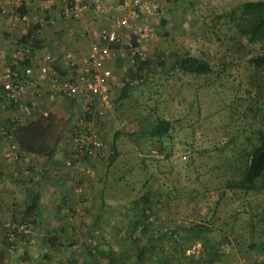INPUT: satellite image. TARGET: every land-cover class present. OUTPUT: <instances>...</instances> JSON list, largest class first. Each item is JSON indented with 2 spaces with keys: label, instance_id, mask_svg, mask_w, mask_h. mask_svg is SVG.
Wrapping results in <instances>:
<instances>
[{
  "label": "rangeland",
  "instance_id": "obj_1",
  "mask_svg": "<svg viewBox=\"0 0 264 264\" xmlns=\"http://www.w3.org/2000/svg\"><path fill=\"white\" fill-rule=\"evenodd\" d=\"M244 1L247 0H180L177 3L157 0L161 8L154 24L157 38L148 42L147 48L142 47L146 57H152L156 62L166 59L169 52H189L205 57L211 64H216V68L224 61L226 67L218 74L211 73L206 76L176 73L167 77V81L163 80L162 84L154 79L138 86L128 99L115 103L108 112L109 126L102 128L107 133L106 138L108 137L104 142L103 154L87 160L81 168L69 169V174L74 176L73 181L59 186L60 189L65 188V202L61 203L62 199H58L56 207L49 198L47 212L43 213L47 224L41 228L42 233L46 234V231L55 229L51 225L52 221L57 226L63 225L66 246L49 252L41 240L45 234L38 235L26 244L30 256L46 253L50 257L49 264H69V254L73 251L76 263L72 264H110L97 250L108 246L120 251L116 264H134L136 243L130 242L126 232L130 230V219L138 209L133 199L139 196L148 176L140 161L149 163L147 159L153 155L152 149L160 153L155 149L156 143L141 134L152 126L154 111L174 122L171 140L164 146L166 151L172 152L169 158L172 163L163 164L160 168L168 178L177 180L180 197L170 201L171 209L159 207L157 214L150 219L151 226L159 236H162L164 229H173L176 224L192 227L191 232L194 235L199 232V229L193 227V223L208 214L214 192L208 193V199L194 193L193 189L198 187L194 168L205 170L215 164L218 159L215 147L227 148L226 156H229L231 149L239 150L245 136L251 134L252 128L264 126L259 115L248 111L252 102L247 91L250 89L251 71L247 59L251 54L246 53L250 48L255 53L260 46L248 44L237 32L231 17V11ZM54 16L55 24L47 27L43 35L46 41L55 39V32L59 29L73 28L74 32L87 34L89 28L97 26L94 25L91 15L77 24L68 22L57 14ZM69 41L75 42L70 37ZM83 44L84 42L80 46ZM127 61L124 60L123 67L127 66ZM117 70L121 71L123 68L118 67ZM115 73L117 81L112 86L114 95L119 90L123 71ZM142 73L144 72L136 69L137 77H142ZM57 102L54 106L55 113L58 117L66 118L71 110L62 101ZM117 129L127 135L117 140L120 156L108 168L111 137ZM190 147L193 148V153ZM192 158L195 159V164L192 168H187L185 163ZM148 165V169H151L152 164ZM39 167L40 165L26 171L24 169L22 174L26 176L32 174V171L38 172ZM183 171L189 177L183 176ZM199 176L200 180L206 178V174ZM151 181L152 189H157L163 182L162 179L159 182ZM23 182L30 183L24 179ZM165 191L163 188V192ZM149 206L154 209V202ZM22 211L18 214L22 215ZM22 223L25 226L15 237H23L28 232L29 220ZM212 234L215 238V231ZM168 235L163 238L156 251L158 254L154 253L171 259L169 251L172 250V239ZM214 238V243L219 242L218 237L215 240ZM231 240L224 246L222 264H264V256L256 255L254 251H246L236 239ZM103 242L107 245H100ZM203 248L197 241L186 253L194 254L198 261L206 260L209 256ZM20 253L21 250L11 254V264H17V260L20 264ZM151 260L152 257L150 261L148 259L139 264H157L156 259ZM204 264L210 263L205 261Z\"/></svg>",
  "mask_w": 264,
  "mask_h": 264
},
{
  "label": "trees",
  "instance_id": "obj_2",
  "mask_svg": "<svg viewBox=\"0 0 264 264\" xmlns=\"http://www.w3.org/2000/svg\"><path fill=\"white\" fill-rule=\"evenodd\" d=\"M167 1L170 3H177L180 0ZM23 10L24 9L21 8L19 12L22 13ZM1 13L0 10V14ZM231 17L233 18L237 32L246 42L251 45L260 46L257 52L253 53V48H250L246 53L251 54L247 59V63L251 70L249 73L250 89L247 91L251 99L250 101L252 102L248 111L251 114L259 115V118L264 122V0H247L239 3L236 8L231 11ZM48 18L49 15L47 16V19ZM20 23V28L14 27L16 23L13 25L14 28L11 27V29L16 30L3 32V35L11 40L14 48L23 47L17 48V51L29 50V52H24L26 58L21 61V63H18L17 58L13 57L14 66L20 67L30 63L29 57L32 55H28V53L33 54V52L39 48L63 47L71 51L72 54H74L72 56L76 58L85 57L90 51L93 39L90 28L87 34L74 32L72 31L73 28L59 29L55 32V39L51 38L46 41L43 36L46 29L44 33H42V31H37L39 26H34L27 34H21L20 30L23 23ZM74 23L77 24V22ZM49 26L51 25H48V27ZM33 32L36 34L32 37L31 35ZM68 36L71 41L75 42H70ZM82 42H84V44L81 47L80 44H82ZM27 46L31 48H25ZM115 47L119 49L120 46L117 45ZM57 59L62 60L61 56ZM124 60H128L127 62L129 63L128 57L125 59H114L113 75L109 82L113 102L112 107L115 103L128 99L138 86L144 85L148 81L157 79L158 82L162 84L163 80L167 81V77L176 73L200 76H206L211 73L218 74L226 67L224 61L220 62L219 66L216 68V64H211L208 59L199 54H191L189 52L180 53L178 51L169 52L166 59L157 60L156 62L153 61L154 59L152 57H140L138 55L135 56L133 62H130L129 65L127 63V66L125 65L123 67ZM61 65L57 64V61L54 60V69L64 74L68 67L65 68L67 65ZM165 65L167 66L166 69ZM118 67L123 68V70H121L123 73L121 74L122 79L118 86L119 90L114 95L112 86L115 84V81H117L113 80L116 79L114 70ZM136 69L138 72H144L141 74L142 77L139 78L136 76ZM18 70L21 71V68H18ZM168 74L170 75L168 76ZM67 99L68 98L65 96L56 95V100L62 101L68 107L67 109L71 110L70 113L68 112L66 118L58 117L54 107H52L54 111L47 116L35 114L24 123L20 124L16 121L9 123L8 130L13 136L10 140L16 143L20 158L26 155L33 158L47 157L54 159L56 153H61L63 160L60 158L57 159V171L61 172L64 171V168L74 169L76 167L73 165L67 166L64 162V157L67 152L65 131L72 117L75 116L76 113L81 115L82 112H79L80 108H76L74 100L69 101ZM56 100L53 102L55 105L58 104ZM9 105L13 108V111L16 110V106L13 103ZM46 106L51 107V102H45V107ZM153 113L152 115H155V119L152 126L147 132L141 134L151 138L156 143V145H154L156 147L155 149L164 154H162L163 157H157L155 155L149 156L150 158L147 159L149 163L144 160L140 161L145 168V172L148 173V176L143 183V188L139 196L133 199V203L137 205L138 209L130 219V230L126 232V236L129 238L130 242L132 244L136 243L134 264L143 263L148 259L150 261V257H152L151 261L156 259L157 264H204L205 261L210 264H222V257L225 254L224 246L232 241L231 239H236L238 243L245 247L246 251H254L256 255L264 256V126L252 128L251 134L245 136V140L239 150L236 151L235 149H231L229 156H226L227 148L215 147L218 157L215 164L205 170L194 168L196 171L195 179L198 182V187L193 189L194 193H197L196 195L201 194L208 199V193L214 192L208 214L193 223V227L199 229V232L194 235L191 232L192 227H182L176 224L173 229H164L162 236H159L156 235L155 229L151 226L150 219L157 214L156 211L159 207L162 209L166 208L167 210L171 209L170 201L179 198L180 194H178L179 184H177V180L168 178L165 175V171H161L160 168L163 164L172 163L169 160L172 152L166 151L164 146L165 143L171 140L174 122L168 117L158 115L157 111ZM94 121L99 136L104 143L108 137L106 138L107 133H104L102 128L109 126L108 113L104 118H96ZM126 135L127 134L120 129H117L112 134L111 153L108 156L107 163L108 168L111 167L120 156L121 150L118 148L117 140L121 136ZM190 151L193 153L194 150L192 147H190ZM96 155L98 157L101 156L98 155V153ZM82 159H84L85 162L91 160V158L84 155ZM194 161V158L190 159V161L185 163V166L187 168H192L193 164H195ZM148 164H152L150 165L151 169H148ZM157 174L161 176L158 177ZM200 174H206V178L200 180ZM182 175L189 177V174H186L185 171H183ZM160 179H162L163 182L158 185L157 189H152L153 182L151 180L159 182ZM163 188L166 189L165 192H163ZM63 198L65 199L66 197L64 196ZM153 202L155 206L154 209L149 206V204ZM39 206V192L37 188L32 187L27 195L26 207L22 213L23 219L21 218L22 222L29 220L31 223L33 217L39 215L41 217ZM175 213H177L176 210ZM11 230H13L11 233L14 235L15 230ZM63 231L64 228L59 227L58 229L46 231V234L44 233L45 235L43 236L42 243L46 246V250H57L66 246L64 239L65 234ZM212 231H215V238L218 237L217 240H219V242H213L212 239L214 236ZM167 234H169V238L172 239V250L169 251V254L172 256L171 259L158 256V252H156L162 241L167 238ZM140 239L142 240L139 243ZM197 241L204 247L203 249H205L209 256L208 259L198 261L194 254L186 253ZM102 244L107 245V243L104 242L100 245ZM24 250L26 254V246H24ZM97 250L110 264H116L120 256L119 250H113L108 246L104 249L97 248ZM147 255L150 257L148 258ZM74 256L75 252H72L69 257V264L76 263ZM41 259L42 264H49L47 255H44V258L42 257ZM149 263L154 264V262Z\"/></svg>",
  "mask_w": 264,
  "mask_h": 264
},
{
  "label": "built area",
  "instance_id": "obj_3",
  "mask_svg": "<svg viewBox=\"0 0 264 264\" xmlns=\"http://www.w3.org/2000/svg\"><path fill=\"white\" fill-rule=\"evenodd\" d=\"M21 8L24 9L22 13L19 12ZM0 10L12 26L15 22L23 23L21 34H27L34 26H39L37 31L44 33L48 25L55 24V13L73 23L91 15L94 25L97 24L91 29L93 39L89 53L82 58L66 55L63 63L68 70L64 74L51 66L40 67L36 74L34 52L28 53L32 55L29 57L30 63L14 66L12 59L0 73L1 95L8 104L16 106L12 121L20 124L35 114L47 116L53 112V102L58 94L75 101L76 108H80L79 112L82 113H76L67 125L64 162L67 166L81 168L86 163L83 155L94 159L104 149L94 120L104 118L112 108L109 82L113 75L114 59L128 57L129 65L135 56L146 57L142 47L147 48V43L157 38L154 24L161 13L159 3L157 0H0ZM117 45L119 49H116ZM24 52L29 50L18 51L15 55L18 63L25 60ZM41 84L46 85V99L39 95L38 86ZM28 92L37 96L26 98ZM45 102H51V107H45ZM0 138H13L8 127H0ZM151 152L163 157L156 150L152 149ZM4 157L8 161L20 160L13 140ZM24 226L20 224L19 229ZM9 238L12 239L13 234Z\"/></svg>",
  "mask_w": 264,
  "mask_h": 264
},
{
  "label": "crops",
  "instance_id": "obj_4",
  "mask_svg": "<svg viewBox=\"0 0 264 264\" xmlns=\"http://www.w3.org/2000/svg\"><path fill=\"white\" fill-rule=\"evenodd\" d=\"M15 24L14 27L20 28V22H15ZM11 27L13 26L10 24L9 19L1 13L0 73L3 71L8 61L12 60L18 52L17 48L13 47L11 40L3 35L4 31L9 32L16 30L11 29ZM65 55L74 54H72L71 51H68L65 48L36 49L34 52L35 73H38L40 67H53L54 60L57 61V64H62L61 66H65L63 63ZM59 56H61L62 60L57 59ZM114 72L118 73L119 71H116L115 69ZM115 77L117 78V76ZM38 88L40 89L39 95L42 98L46 99L48 95L46 85L41 84L40 86H38ZM1 91L2 89L0 88V127L4 126L7 128L9 127V123L12 122V116L15 111H13V108L3 100ZM32 96H37V94L34 93L33 95L32 93L28 92L26 98H31ZM10 144V139L0 138V264H11V254H13L14 252L17 253L19 250H21V256L20 258L18 257L20 264H42L41 258H44V255H47V257L50 258L49 255L44 253L43 255L39 254L30 256L28 248L27 253L25 254L24 246H27L26 244H28L33 238H36L38 235H44L41 231V228L44 224H47V221L43 219L45 217L43 213L47 212L46 206H48L47 202L49 198L55 203L56 207L58 206V199H62L61 203H64L65 199L63 197L65 195L63 194V192L65 191V188L60 189L59 186H65L67 183L73 181L74 176L69 174V169L67 168H64V171L61 172L56 170V167H58L57 159L60 158L63 160V158L61 157V153H56L54 159L47 157L33 158L25 155L22 156V158H20V160L17 162L8 161L4 157V153ZM11 163L14 164L9 166V164ZM38 165H40L38 172L36 171L33 173L32 171V174L23 176L22 172L24 171V169L26 171L27 169L37 167ZM23 179L26 182L30 183H24ZM32 187L37 188L39 192V210L41 217L40 215L37 217H33L30 223V228L28 232L23 235V237H15L17 236L16 234L20 233L19 225L20 222L22 223L20 219L22 218L23 214L20 215L18 213L22 210L24 211L27 202V195ZM52 222L53 223H51V225L53 228H64L63 225L58 224V219H56L58 226L54 224L55 221ZM11 229L15 230V235L12 239L9 238L10 234H12L11 231H13ZM48 251L52 252L53 250ZM71 253L69 255H71Z\"/></svg>",
  "mask_w": 264,
  "mask_h": 264
}]
</instances>
